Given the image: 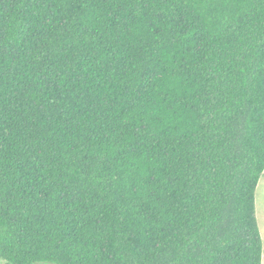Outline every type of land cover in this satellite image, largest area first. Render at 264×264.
<instances>
[{"label":"trees","instance_id":"trees-1","mask_svg":"<svg viewBox=\"0 0 264 264\" xmlns=\"http://www.w3.org/2000/svg\"><path fill=\"white\" fill-rule=\"evenodd\" d=\"M264 0H0L5 264H263Z\"/></svg>","mask_w":264,"mask_h":264},{"label":"rangeland","instance_id":"rangeland-1","mask_svg":"<svg viewBox=\"0 0 264 264\" xmlns=\"http://www.w3.org/2000/svg\"><path fill=\"white\" fill-rule=\"evenodd\" d=\"M256 214L263 240V264H264V174L261 176L256 190ZM0 264H5L4 260H2L1 258H0ZM39 264H50V263H39Z\"/></svg>","mask_w":264,"mask_h":264}]
</instances>
